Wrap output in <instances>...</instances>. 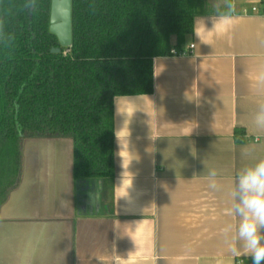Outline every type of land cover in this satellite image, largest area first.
<instances>
[{"label":"crops","instance_id":"0c3cea01","mask_svg":"<svg viewBox=\"0 0 264 264\" xmlns=\"http://www.w3.org/2000/svg\"><path fill=\"white\" fill-rule=\"evenodd\" d=\"M233 3L195 18L193 53L154 58L153 93L115 98L111 207L100 193L104 209L87 208L101 191L77 185L71 139H25L19 184L0 207V264H251L222 229L239 222L228 214L239 173L264 159L253 124L264 97L249 79L264 65V14L252 12L264 4Z\"/></svg>","mask_w":264,"mask_h":264},{"label":"trees","instance_id":"16d2710c","mask_svg":"<svg viewBox=\"0 0 264 264\" xmlns=\"http://www.w3.org/2000/svg\"><path fill=\"white\" fill-rule=\"evenodd\" d=\"M227 2L71 0L63 47L52 0H0V207L19 184L27 138L71 139L77 185L98 184L111 207L115 98L153 93L154 58L184 50L195 18L227 14ZM234 137L247 140L240 128Z\"/></svg>","mask_w":264,"mask_h":264},{"label":"clouds","instance_id":"9594fccd","mask_svg":"<svg viewBox=\"0 0 264 264\" xmlns=\"http://www.w3.org/2000/svg\"><path fill=\"white\" fill-rule=\"evenodd\" d=\"M31 4L34 5L35 0H31ZM227 11H235V4L231 0L227 2ZM249 79L253 93L264 97V65L252 73ZM253 124L255 130L264 132V99L257 103ZM217 176L216 169L209 170L208 186L214 191L221 189ZM230 197L228 214L238 218L239 222L235 229L231 224L222 229L228 250L233 255H240L242 250L243 254L250 256L251 264H264V159L241 170Z\"/></svg>","mask_w":264,"mask_h":264},{"label":"water","instance_id":"95a60500","mask_svg":"<svg viewBox=\"0 0 264 264\" xmlns=\"http://www.w3.org/2000/svg\"><path fill=\"white\" fill-rule=\"evenodd\" d=\"M262 2L264 4V0ZM51 11V32L58 36L61 46L70 47L72 45L71 0H52ZM51 51L58 53L61 48L54 47Z\"/></svg>","mask_w":264,"mask_h":264},{"label":"rangeland","instance_id":"374dc122","mask_svg":"<svg viewBox=\"0 0 264 264\" xmlns=\"http://www.w3.org/2000/svg\"><path fill=\"white\" fill-rule=\"evenodd\" d=\"M214 4H217V0H211ZM52 12V11H51ZM96 187L97 184H95ZM100 193L98 190L95 189V191L93 193H91L90 197H89V201L87 204V208L88 209H94L95 211H102L104 209L103 205H101V200H102V195L100 196Z\"/></svg>","mask_w":264,"mask_h":264},{"label":"built area","instance_id":"2783aa9c","mask_svg":"<svg viewBox=\"0 0 264 264\" xmlns=\"http://www.w3.org/2000/svg\"><path fill=\"white\" fill-rule=\"evenodd\" d=\"M244 12H248V10H244ZM252 12L255 13H260V9L256 6L252 7ZM194 44H190L189 47L185 48L184 50L177 51L175 48L171 50V55L172 56H183V55H189L193 53L194 51Z\"/></svg>","mask_w":264,"mask_h":264}]
</instances>
